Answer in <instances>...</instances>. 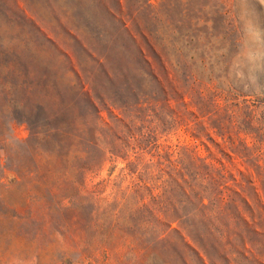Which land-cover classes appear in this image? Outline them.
Returning <instances> with one entry per match:
<instances>
[{
	"label": "rangeland",
	"instance_id": "374dc122",
	"mask_svg": "<svg viewBox=\"0 0 264 264\" xmlns=\"http://www.w3.org/2000/svg\"><path fill=\"white\" fill-rule=\"evenodd\" d=\"M0 264H264V0H0Z\"/></svg>",
	"mask_w": 264,
	"mask_h": 264
}]
</instances>
